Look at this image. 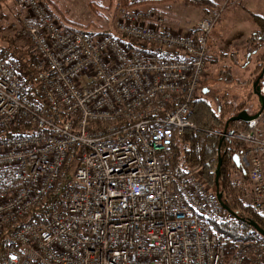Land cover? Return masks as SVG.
<instances>
[{
  "label": "built area",
  "instance_id": "1",
  "mask_svg": "<svg viewBox=\"0 0 264 264\" xmlns=\"http://www.w3.org/2000/svg\"><path fill=\"white\" fill-rule=\"evenodd\" d=\"M142 2L118 10L113 32L91 33L18 1L34 58L0 53V264H264L263 238L226 253L212 223L228 216L201 158L170 169L172 145L198 131L191 107L229 0L185 34ZM258 87L264 98V76ZM209 133L223 143L216 165L264 216V106Z\"/></svg>",
  "mask_w": 264,
  "mask_h": 264
},
{
  "label": "rangeland",
  "instance_id": "2",
  "mask_svg": "<svg viewBox=\"0 0 264 264\" xmlns=\"http://www.w3.org/2000/svg\"><path fill=\"white\" fill-rule=\"evenodd\" d=\"M19 0H4L0 5V49L9 54L27 53L32 56V48L18 33L29 19L27 10ZM50 15L58 17L60 24L70 29H106L114 31L120 8H126L128 0H38ZM217 0L211 6L220 5ZM93 2V8L89 4ZM125 5V6H123ZM142 10L157 9L165 26L172 32L185 34L193 29L196 22L206 12L193 10L181 3L169 8L162 5H146L143 0L138 6ZM55 19V17L53 16ZM114 27V28H113ZM113 28V29H112ZM264 32V0H229L222 16L207 44L205 76L198 95L207 99L215 108L234 112L243 108L247 114H254L259 108L257 97L252 92V84L260 74L264 59V40L259 36ZM262 35V34H261ZM258 106V108H257ZM199 154V150H198ZM200 157V156H199ZM247 191V190H246Z\"/></svg>",
  "mask_w": 264,
  "mask_h": 264
},
{
  "label": "trees",
  "instance_id": "3",
  "mask_svg": "<svg viewBox=\"0 0 264 264\" xmlns=\"http://www.w3.org/2000/svg\"><path fill=\"white\" fill-rule=\"evenodd\" d=\"M2 1L4 0H0V5ZM181 1L187 8L201 10L207 13V7L215 4L217 0ZM261 34L259 36H262L261 41H263L264 32ZM0 53L3 57L9 55V51L4 49H0ZM31 58H34L33 55ZM191 108L192 111L189 120L196 125L198 131H185L182 140L180 142H175L172 145L170 169L175 176H181L187 168L192 167L197 163V158L200 156L203 179L205 183L215 191L216 185L214 171L216 163L213 160V157L219 151H222L223 143L218 137H214L209 132L223 130L228 120L244 109L240 108L234 112L223 111L218 107L215 108L203 97L194 101ZM258 110L259 108L255 110L254 114ZM16 127L17 126L9 129L6 132L5 137L11 136L14 130H16ZM227 171L228 165L226 162H223L221 164L218 178V191L221 194L222 202L231 212L236 214L237 217L234 218L221 209V212L227 215L228 218L225 222L219 220L214 221L212 223V228L220 238L227 241L226 253L228 254L235 249L237 241H248L254 238H262L247 224V222H254L264 231V216H260L250 209L244 197L245 190L233 188L229 184ZM243 264H247V261Z\"/></svg>",
  "mask_w": 264,
  "mask_h": 264
},
{
  "label": "water",
  "instance_id": "4",
  "mask_svg": "<svg viewBox=\"0 0 264 264\" xmlns=\"http://www.w3.org/2000/svg\"><path fill=\"white\" fill-rule=\"evenodd\" d=\"M263 75H264V66H263V69H262L260 75L257 77L255 82L252 84V92L257 97L259 110L254 115H248L245 111H241L236 116H233L228 120V122L225 125V130L230 123H234V122L239 121V120L247 122V121L254 120V119L258 118V116H259V114H260V112L264 106V98L259 94V87H258L259 82L262 79ZM234 162H235L236 166H239V162H238L237 157H234ZM221 164H222L221 161L217 162L216 169L214 172V174H215V185H216V199H217V202L219 203L221 209L235 218V217H237L236 214L231 212L229 210V208L222 202L221 194L218 191V178H219ZM247 224L249 226H251L264 239V231L257 224H255L254 222H247Z\"/></svg>",
  "mask_w": 264,
  "mask_h": 264
},
{
  "label": "crops",
  "instance_id": "5",
  "mask_svg": "<svg viewBox=\"0 0 264 264\" xmlns=\"http://www.w3.org/2000/svg\"><path fill=\"white\" fill-rule=\"evenodd\" d=\"M144 1H145L146 5H149V4L162 5V6H166L168 8L170 6H173L174 4H179V3H181L182 5H184L181 0H144ZM92 4H93V2H91L89 4V8L90 9L93 8ZM101 4H103V0H98V1L95 2V6L101 7ZM53 16L55 17V21L57 22V24L60 27H62V28H68V27H64L62 24H60V21L58 20V17L57 16H55V15H53ZM81 25H85V24H77V26H79V27H77V29L84 30V31H88V32H91V33H98L100 31H107L106 29H91V27L94 28L93 25L92 26L90 25L89 28H80ZM112 32H113V30H112Z\"/></svg>",
  "mask_w": 264,
  "mask_h": 264
},
{
  "label": "flooded vegetation",
  "instance_id": "6",
  "mask_svg": "<svg viewBox=\"0 0 264 264\" xmlns=\"http://www.w3.org/2000/svg\"><path fill=\"white\" fill-rule=\"evenodd\" d=\"M260 65V73H261V71H262V69H263V66H264V61H262V63L261 64H259ZM260 75V74H259ZM264 76V75H263ZM261 81V80H260ZM259 84H260V82H259Z\"/></svg>",
  "mask_w": 264,
  "mask_h": 264
}]
</instances>
